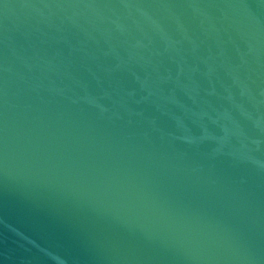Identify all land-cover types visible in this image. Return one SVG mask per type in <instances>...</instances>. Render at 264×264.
<instances>
[{
    "label": "water",
    "instance_id": "95a60500",
    "mask_svg": "<svg viewBox=\"0 0 264 264\" xmlns=\"http://www.w3.org/2000/svg\"><path fill=\"white\" fill-rule=\"evenodd\" d=\"M0 264H264V0H0Z\"/></svg>",
    "mask_w": 264,
    "mask_h": 264
}]
</instances>
